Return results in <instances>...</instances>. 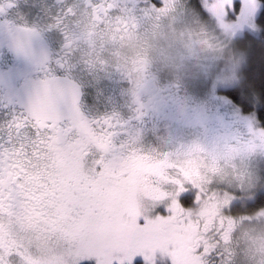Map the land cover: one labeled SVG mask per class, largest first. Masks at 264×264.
<instances>
[{"label":"flooded vegetation","instance_id":"obj_1","mask_svg":"<svg viewBox=\"0 0 264 264\" xmlns=\"http://www.w3.org/2000/svg\"><path fill=\"white\" fill-rule=\"evenodd\" d=\"M175 1L0 0V125L25 110L19 105L24 85L45 78L75 82L81 90L76 106L85 118L93 123L110 118L114 143L169 164L164 177L144 178L151 188H159L160 198L144 194L142 189L152 190L143 181L132 201L141 227L159 220L169 226L168 232L130 264H235L236 224H227L221 215L236 212V199L223 205L216 195L210 200L201 193L209 185L213 191L223 188L215 182L233 177L241 156L233 157L229 150L249 134L232 118L236 111L186 109L180 91L167 86L177 84L175 77L153 63L139 62L142 37L154 32ZM197 143H205L203 150ZM89 156L94 170L103 154ZM184 169L198 175L202 187ZM203 204L208 209L215 204L214 211L197 214ZM83 219L59 196L38 209L6 206L0 211V264H36L47 255L46 247L88 254L84 249L111 229Z\"/></svg>","mask_w":264,"mask_h":264},{"label":"snow or ice","instance_id":"obj_2","mask_svg":"<svg viewBox=\"0 0 264 264\" xmlns=\"http://www.w3.org/2000/svg\"><path fill=\"white\" fill-rule=\"evenodd\" d=\"M255 6L256 0H242L238 19H247ZM232 8L233 0H212L209 5L221 21ZM77 96V90H64L45 78L26 110L0 125V211L6 206L38 209L59 196L101 230L110 226V234L84 260L95 257L97 264H130L133 256L161 243L168 232L169 226L159 220L141 227L132 201L144 178L164 177L169 164L167 159L126 152L114 143L110 118L103 123L88 120L76 106ZM246 147L231 149L229 155L243 156ZM90 153L103 154L94 170L88 166ZM184 175L202 187L192 170L184 169ZM216 194L212 185L201 193L210 200ZM243 203L254 210L264 207V189ZM214 209L212 204L208 214ZM177 214L183 215L178 206Z\"/></svg>","mask_w":264,"mask_h":264},{"label":"rangeland","instance_id":"obj_3","mask_svg":"<svg viewBox=\"0 0 264 264\" xmlns=\"http://www.w3.org/2000/svg\"><path fill=\"white\" fill-rule=\"evenodd\" d=\"M211 2L212 0L173 2L163 13L154 32L142 37L139 62L153 63L167 77H175L177 84L167 86L180 91V103L186 109L196 113L236 111V117L232 118L236 119V125L250 137L247 141L237 142L236 148L246 145L245 154L252 148L258 149L249 157L243 155L236 159V170L232 174L235 178L229 175V178L218 179L215 184L225 186L214 192L217 193V202L220 200L225 205L236 199V206L242 208L240 205H245L243 201H251L256 191L264 189V127L260 126L254 111H242L222 90L239 81L246 53L237 47L234 49L233 43L244 32H256V17L261 2L256 0V6L248 13L247 19L240 20L238 16L242 12V0H233V8L223 21L210 11ZM201 4L204 12L201 11ZM230 114L235 115L232 112ZM204 144L197 143L195 146L203 150ZM193 148L185 149L190 151ZM189 161L185 160L186 163ZM175 164L186 167L180 163ZM144 184L152 190L149 192L145 188L144 192L142 189L144 194L160 198L158 193L161 191L157 186L151 188L146 180ZM229 186L235 187L236 191L233 192L234 188ZM236 192L240 195H234ZM207 210L209 209L203 204L197 214H205ZM221 218H225L227 224H236L235 238L239 253L235 264H264V207L250 214L224 213ZM82 221L89 222L85 217ZM103 237L96 238L90 248L81 247L84 251H89L88 254L83 250L74 254L69 250L53 251L46 247L44 251L47 255L36 261V264H97L95 257L87 260L84 258L94 251Z\"/></svg>","mask_w":264,"mask_h":264},{"label":"trees","instance_id":"obj_4","mask_svg":"<svg viewBox=\"0 0 264 264\" xmlns=\"http://www.w3.org/2000/svg\"><path fill=\"white\" fill-rule=\"evenodd\" d=\"M256 17L255 33L244 32L236 38V47L246 53V61L240 70L236 85L222 90L242 111H254L260 126L264 127V0ZM236 206L233 214H250L254 210L251 204ZM263 208V207H261ZM259 208V209H261ZM236 260V259H235Z\"/></svg>","mask_w":264,"mask_h":264},{"label":"water","instance_id":"obj_5","mask_svg":"<svg viewBox=\"0 0 264 264\" xmlns=\"http://www.w3.org/2000/svg\"><path fill=\"white\" fill-rule=\"evenodd\" d=\"M53 84L59 86L64 90H72L75 89L78 92L77 101L80 99L81 90L78 84L72 82L71 80L66 79H49ZM40 81L30 82L24 85L19 94V105L23 107L25 110L34 98L36 91L39 87Z\"/></svg>","mask_w":264,"mask_h":264}]
</instances>
